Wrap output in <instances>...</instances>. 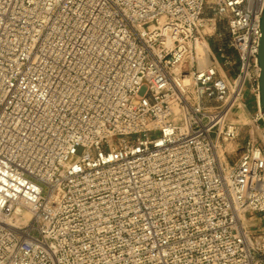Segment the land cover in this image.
Wrapping results in <instances>:
<instances>
[{
  "label": "built area",
  "instance_id": "1",
  "mask_svg": "<svg viewBox=\"0 0 264 264\" xmlns=\"http://www.w3.org/2000/svg\"><path fill=\"white\" fill-rule=\"evenodd\" d=\"M263 11L0 0V264H264V135L228 160Z\"/></svg>",
  "mask_w": 264,
  "mask_h": 264
},
{
  "label": "rangeland",
  "instance_id": "2",
  "mask_svg": "<svg viewBox=\"0 0 264 264\" xmlns=\"http://www.w3.org/2000/svg\"><path fill=\"white\" fill-rule=\"evenodd\" d=\"M221 31L225 34V38H228L227 32L221 27ZM215 38L210 39L211 47L215 50L217 42L214 40ZM230 53L234 55V59H236V54L234 50H230ZM219 60L222 62V58L220 54L217 53ZM238 65H233L232 68H229L232 75H235L237 72ZM259 118V109L257 105V96L254 92L253 82L252 80H247L244 86V94L243 101L239 105L238 108L234 109L232 113V119L238 124L240 127V134L238 139L230 144V150H235L232 153L228 160L230 163H233L237 160L242 147L245 145L247 141H251L256 145H262L263 140L262 137L264 135V125ZM250 221L252 225V229L256 232L264 231V215L260 213L249 214Z\"/></svg>",
  "mask_w": 264,
  "mask_h": 264
},
{
  "label": "water",
  "instance_id": "3",
  "mask_svg": "<svg viewBox=\"0 0 264 264\" xmlns=\"http://www.w3.org/2000/svg\"><path fill=\"white\" fill-rule=\"evenodd\" d=\"M261 31L262 36L259 43V50H258V59L259 65L261 68L260 78H259V86H260V103L261 108L264 114V11L261 18Z\"/></svg>",
  "mask_w": 264,
  "mask_h": 264
},
{
  "label": "bare ground",
  "instance_id": "4",
  "mask_svg": "<svg viewBox=\"0 0 264 264\" xmlns=\"http://www.w3.org/2000/svg\"><path fill=\"white\" fill-rule=\"evenodd\" d=\"M203 61H204V62H206V60H205V59H204Z\"/></svg>",
  "mask_w": 264,
  "mask_h": 264
}]
</instances>
